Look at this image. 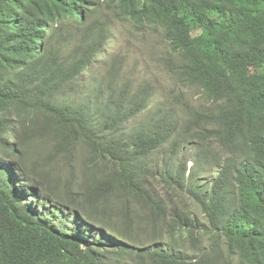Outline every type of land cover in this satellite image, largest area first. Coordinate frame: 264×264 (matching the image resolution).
I'll use <instances>...</instances> for the list:
<instances>
[{
    "label": "trees",
    "instance_id": "trees-1",
    "mask_svg": "<svg viewBox=\"0 0 264 264\" xmlns=\"http://www.w3.org/2000/svg\"><path fill=\"white\" fill-rule=\"evenodd\" d=\"M124 22L161 76L108 55ZM235 259L264 264V0H0V264Z\"/></svg>",
    "mask_w": 264,
    "mask_h": 264
},
{
    "label": "rangeland",
    "instance_id": "rangeland-1",
    "mask_svg": "<svg viewBox=\"0 0 264 264\" xmlns=\"http://www.w3.org/2000/svg\"><path fill=\"white\" fill-rule=\"evenodd\" d=\"M131 27L132 25L129 22L119 24L118 38L115 43L112 44L111 52H109L108 55L112 56L114 53L125 54L127 57V69H130V63L133 66L142 63L149 75L161 76L162 68L159 64V57L161 56L162 51L167 47L164 39L160 38V34L156 31H147L144 34L139 35ZM107 58L108 56L104 57L105 60ZM166 84L168 85L170 83L165 80V85ZM193 157L194 155L190 154V158L193 159ZM38 162L39 168H45L48 164L43 158H40ZM192 166L193 162H191V167ZM215 176L216 175L213 172H210L207 175L211 181ZM192 212L194 214L199 213L196 208H193ZM202 240V246L207 249L209 247L210 240L207 237H203ZM190 249H193V247L190 246ZM233 264H238V260L235 259Z\"/></svg>",
    "mask_w": 264,
    "mask_h": 264
},
{
    "label": "clouds",
    "instance_id": "clouds-1",
    "mask_svg": "<svg viewBox=\"0 0 264 264\" xmlns=\"http://www.w3.org/2000/svg\"><path fill=\"white\" fill-rule=\"evenodd\" d=\"M118 34H119V28H118V33H117L116 37L118 36ZM117 38H118V37H117ZM117 38L114 40L113 43H115V41L117 40Z\"/></svg>",
    "mask_w": 264,
    "mask_h": 264
}]
</instances>
